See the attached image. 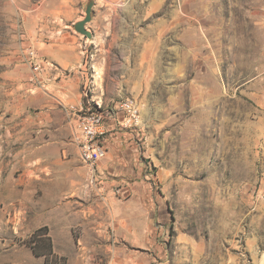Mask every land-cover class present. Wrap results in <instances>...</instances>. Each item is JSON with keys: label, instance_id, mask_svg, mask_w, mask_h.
<instances>
[{"label": "rangeland", "instance_id": "374dc122", "mask_svg": "<svg viewBox=\"0 0 264 264\" xmlns=\"http://www.w3.org/2000/svg\"><path fill=\"white\" fill-rule=\"evenodd\" d=\"M121 99L147 170L95 182ZM0 264H264V0H0Z\"/></svg>", "mask_w": 264, "mask_h": 264}, {"label": "built area", "instance_id": "2783aa9c", "mask_svg": "<svg viewBox=\"0 0 264 264\" xmlns=\"http://www.w3.org/2000/svg\"><path fill=\"white\" fill-rule=\"evenodd\" d=\"M38 70L39 67L37 66ZM99 102H88L76 114L74 139L79 148L80 158L89 165L92 180H97V164L107 155L103 140V127L108 118L114 117L123 129H137L142 125L139 106L133 100L121 99L107 112L106 120H98ZM92 181V182H93Z\"/></svg>", "mask_w": 264, "mask_h": 264}, {"label": "crops", "instance_id": "0c3cea01", "mask_svg": "<svg viewBox=\"0 0 264 264\" xmlns=\"http://www.w3.org/2000/svg\"><path fill=\"white\" fill-rule=\"evenodd\" d=\"M108 99V97L106 98ZM109 103V102H108ZM138 129H123L114 117L106 120L103 127V140L107 148V157L103 161L109 173L121 178L140 176L145 172L142 147L137 144ZM124 181V179L122 180Z\"/></svg>", "mask_w": 264, "mask_h": 264}, {"label": "water", "instance_id": "95a60500", "mask_svg": "<svg viewBox=\"0 0 264 264\" xmlns=\"http://www.w3.org/2000/svg\"><path fill=\"white\" fill-rule=\"evenodd\" d=\"M92 20V7L89 6L87 9V15L86 17L76 23L75 28L78 32L85 35L87 38H92L93 33L90 29L87 28V24Z\"/></svg>", "mask_w": 264, "mask_h": 264}, {"label": "bare ground", "instance_id": "6f19581e", "mask_svg": "<svg viewBox=\"0 0 264 264\" xmlns=\"http://www.w3.org/2000/svg\"><path fill=\"white\" fill-rule=\"evenodd\" d=\"M127 100H130V99H127ZM108 111H111V108H109V109H103L102 106H101V104H99V109L97 111V118H98V120H106V118H107V112Z\"/></svg>", "mask_w": 264, "mask_h": 264}]
</instances>
